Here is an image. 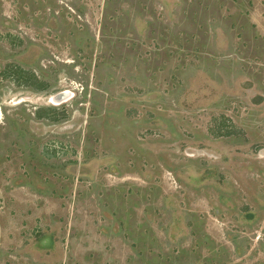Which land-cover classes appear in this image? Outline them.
<instances>
[{"label":"rangeland","instance_id":"1","mask_svg":"<svg viewBox=\"0 0 264 264\" xmlns=\"http://www.w3.org/2000/svg\"><path fill=\"white\" fill-rule=\"evenodd\" d=\"M0 264H264V0H0Z\"/></svg>","mask_w":264,"mask_h":264},{"label":"water","instance_id":"2","mask_svg":"<svg viewBox=\"0 0 264 264\" xmlns=\"http://www.w3.org/2000/svg\"><path fill=\"white\" fill-rule=\"evenodd\" d=\"M61 95H63V92H59V93H57L55 96H57V97H61Z\"/></svg>","mask_w":264,"mask_h":264},{"label":"trees","instance_id":"3","mask_svg":"<svg viewBox=\"0 0 264 264\" xmlns=\"http://www.w3.org/2000/svg\"><path fill=\"white\" fill-rule=\"evenodd\" d=\"M39 115H42V114H41V113H39ZM52 117H53V118H57V117L55 116V114H54V115H52Z\"/></svg>","mask_w":264,"mask_h":264}]
</instances>
